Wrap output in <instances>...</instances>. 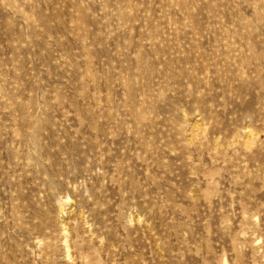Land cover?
<instances>
[{
  "label": "rangeland",
  "instance_id": "rangeland-1",
  "mask_svg": "<svg viewBox=\"0 0 264 264\" xmlns=\"http://www.w3.org/2000/svg\"><path fill=\"white\" fill-rule=\"evenodd\" d=\"M0 264H264V0H0Z\"/></svg>",
  "mask_w": 264,
  "mask_h": 264
}]
</instances>
